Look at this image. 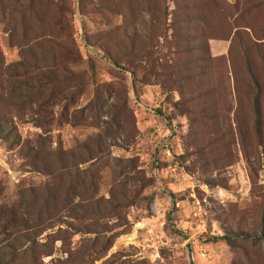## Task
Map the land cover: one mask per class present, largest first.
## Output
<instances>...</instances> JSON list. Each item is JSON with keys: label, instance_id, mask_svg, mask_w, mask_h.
<instances>
[{"label": "rangeland", "instance_id": "1", "mask_svg": "<svg viewBox=\"0 0 264 264\" xmlns=\"http://www.w3.org/2000/svg\"><path fill=\"white\" fill-rule=\"evenodd\" d=\"M0 121V201L61 193L42 264H264V0H0Z\"/></svg>", "mask_w": 264, "mask_h": 264}, {"label": "trees", "instance_id": "2", "mask_svg": "<svg viewBox=\"0 0 264 264\" xmlns=\"http://www.w3.org/2000/svg\"><path fill=\"white\" fill-rule=\"evenodd\" d=\"M34 7V5H32ZM36 10V15L39 20L42 22L43 26L49 28L52 26L49 25L44 17L40 15L38 9ZM51 39L50 37H47ZM56 39L55 35L52 37ZM48 50H50V44H47ZM53 50V47H52ZM250 67V71L253 75V78L258 86V93L255 97V111H256V126L259 132V136H263V114L260 105V82L254 73L253 69ZM48 84H51L48 83ZM13 87V85H10ZM55 90L52 91V96L56 97L57 91L56 86ZM60 92V89L58 88ZM5 127L0 121V131H4ZM262 142V139H261ZM29 156H31V161L36 170H43L46 174L59 176L58 180L64 181V176L60 174L63 172V175L76 178V186L70 185L69 187L74 192V196L84 200L86 196V190L82 188L83 182V171L81 169V164L86 163L91 160L83 159L78 156L76 150L64 149L62 147H57L53 151L44 150L41 147L29 146ZM31 152V154H30ZM80 155V154H79ZM43 162V165L38 164V162ZM43 166V167H41ZM64 179H62V178ZM65 182V181H64ZM81 187V188H79ZM43 188L44 191H43ZM37 191L36 187H22L19 191L18 199L14 202L7 203L0 201V264H42L41 257L53 255L55 251V242L62 237L59 236L60 229L54 230V228L59 221L56 220L55 210L60 204L62 199L60 192L56 185L53 187H43ZM46 191V192H45ZM45 194L43 195V193ZM42 196V199L40 197ZM77 206L80 203H77ZM68 206V205H67ZM79 209V208H78ZM75 212H86L87 208L82 207V210ZM43 213H47L48 219L43 218ZM56 220V221H54ZM38 229V230H37ZM53 230L47 234V241L41 243V246L45 248L43 253H39L38 246L36 245L37 237L42 234V232ZM81 230V229H80ZM42 231V232H41ZM236 236H246L247 238L251 237L252 234L249 232H237L234 233ZM231 235H226L225 238H230ZM29 243V244H28ZM33 245L32 253L29 256V259L25 255L28 253V246ZM23 246H27L23 249Z\"/></svg>", "mask_w": 264, "mask_h": 264}]
</instances>
